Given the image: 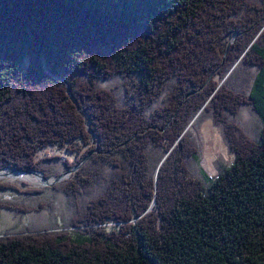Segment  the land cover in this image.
I'll use <instances>...</instances> for the list:
<instances>
[{
	"label": "trees",
	"instance_id": "1",
	"mask_svg": "<svg viewBox=\"0 0 264 264\" xmlns=\"http://www.w3.org/2000/svg\"><path fill=\"white\" fill-rule=\"evenodd\" d=\"M236 62L256 69L246 95L216 89ZM114 77L122 104L100 86ZM243 103L263 121L257 140L235 121ZM198 112L230 156L211 177L179 138ZM49 145L77 163L96 149L65 194L102 189L70 221L81 236L0 237V264H264V2L0 0V168L50 176L35 158Z\"/></svg>",
	"mask_w": 264,
	"mask_h": 264
},
{
	"label": "rangeland",
	"instance_id": "2",
	"mask_svg": "<svg viewBox=\"0 0 264 264\" xmlns=\"http://www.w3.org/2000/svg\"><path fill=\"white\" fill-rule=\"evenodd\" d=\"M253 2L260 5L264 0H253ZM234 65V67L231 66L227 70L222 78L217 77V81H223L220 86H224L225 84L229 85L234 90L246 95L249 92L252 83L250 76L255 74L256 69L254 67H240L237 69V63ZM233 70L237 71L232 75ZM210 77L211 75L208 79ZM100 86L111 89L117 96L119 103H123L124 88L120 77L102 80L100 81ZM235 121L248 138L258 139L263 121L249 103H243L240 105ZM187 132L198 147L199 157L198 160L194 162L193 166L199 174L203 173L206 176L211 177L216 173L217 164L220 161L226 163L230 161V156L223 141L220 127L214 125L209 117L200 115L195 118ZM159 152L160 150H156V152L153 151V155L157 156ZM79 156V154L71 152L64 147L49 145L39 149L35 158L43 161V165L49 171V175L53 176L72 168L85 157L84 156L77 163ZM46 157H49L50 159H43ZM66 162L70 164L67 168L64 165ZM1 173L29 174L28 172H11L6 168H0V174ZM30 174L36 178L39 177V183L20 176H6L0 178V184L7 183L16 188V190L10 188L0 189V237L20 233L46 231H69L75 236H81L78 231L83 230L84 226L79 222L71 225L70 221L71 219H77L83 213L87 201L101 191L102 185L95 184L81 193L70 195V197L57 186L61 181L52 186H42V184H40L39 174ZM67 178H69V176ZM154 178H156L155 171ZM29 187L42 190L38 193H26L25 190ZM22 209H26V211H22ZM150 209L151 206L149 210ZM113 225L119 224H115L111 221H107L103 224V226L107 227H112Z\"/></svg>",
	"mask_w": 264,
	"mask_h": 264
},
{
	"label": "water",
	"instance_id": "3",
	"mask_svg": "<svg viewBox=\"0 0 264 264\" xmlns=\"http://www.w3.org/2000/svg\"><path fill=\"white\" fill-rule=\"evenodd\" d=\"M233 39H234V37L233 38H231V40L229 41V43L230 42H232L233 41ZM237 63V62H236ZM235 63V64H236ZM235 66V65H234ZM233 66V67H234ZM232 67V68H233ZM232 68H231V70H232ZM230 70V71H231ZM229 71V72H230ZM230 74V73H229ZM223 81L221 80L219 83H218V86L216 87V89L221 85V83H222ZM215 89V90H216ZM198 114H199V112H198ZM196 117V116H195ZM195 117L190 121V123L187 125V127L184 129V131L182 132V134L179 136V138L188 130V128H189V126L192 124V122H193V120L195 119ZM179 138L177 139V140H179ZM96 150V149H95ZM95 150H91L90 152H88V154L82 159V161L81 162H79L77 165H75V166H73L72 168H70V169H68V170H66L65 172H63V173H60V174H58V175H53V176H45L41 171H37V170H29V171H26V170H17V169H14V168H8V167H6V169H9L11 172H22V173H25V172H28V173H33V174H39V176H40V184H42V186H48V185H54L55 183H58V182H60V181H62V180H64V179H66L68 176H70L71 175V173H73L75 170H77L79 167H80V165H82V163H84L88 158H89V156H90V154L92 153V151H95ZM170 151V150H169ZM169 151L168 152H166L165 154H164V156L162 157V159L160 160V162H159V164H158V166H157V168L159 167V165L161 164V162L166 158V156L168 155V153H169ZM4 169V168H3ZM156 171H157V169H156ZM48 180H50V181H48ZM154 203V201L152 202V204ZM150 208V207H149ZM148 208V209H149ZM136 220V217H134V219H133V222Z\"/></svg>",
	"mask_w": 264,
	"mask_h": 264
},
{
	"label": "bare ground",
	"instance_id": "4",
	"mask_svg": "<svg viewBox=\"0 0 264 264\" xmlns=\"http://www.w3.org/2000/svg\"><path fill=\"white\" fill-rule=\"evenodd\" d=\"M22 173V172H21ZM6 176H13V177H16V176H20V177H23V178H27V179H30L31 181H33V182H36V183H39V177L38 178H36V177H34L32 174H26V175H24V174H16V173H13V174H11V173H1L0 174V178L1 177H6ZM13 179V178H12Z\"/></svg>",
	"mask_w": 264,
	"mask_h": 264
}]
</instances>
